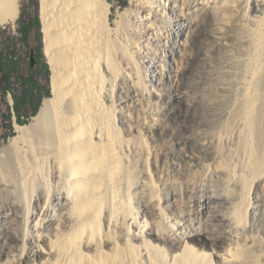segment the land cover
Instances as JSON below:
<instances>
[{"label": "bare ground", "instance_id": "bare-ground-1", "mask_svg": "<svg viewBox=\"0 0 264 264\" xmlns=\"http://www.w3.org/2000/svg\"><path fill=\"white\" fill-rule=\"evenodd\" d=\"M20 2L0 0V27L16 25ZM40 4L52 97L30 125L16 126V136L0 149L6 156L0 167V196L8 197L0 203V264H217L212 254L191 245L185 228L188 214L179 209L177 192L171 189L164 200L155 192L150 172L154 159L142 134L132 124L129 132L121 128L126 122L117 99L123 66L136 64L123 44L120 22L112 19L109 0H40ZM193 5L189 11L199 6ZM240 11L226 33L216 38L225 41L229 82V91L218 97L217 109L220 121H239L244 139L254 118L264 120V0H241ZM212 19L209 15L206 22L195 25L188 37L191 51L197 50ZM183 49L178 43L174 50V58L186 64L177 100L184 99L185 79L202 61L193 54L185 57ZM245 173L236 176L242 193L235 215L223 217L229 230L225 236L230 247L234 245L221 258L224 264L260 263L241 248L248 246V239L256 243L241 220L248 203ZM257 186L251 188L254 194ZM216 201L223 206L230 203ZM205 205L204 215L211 216L210 201ZM155 220L167 221L168 233H160ZM155 234L159 239L153 238ZM8 240L17 245L9 247L3 260ZM167 240L181 247H164L161 243Z\"/></svg>", "mask_w": 264, "mask_h": 264}, {"label": "rangeland", "instance_id": "rangeland-1", "mask_svg": "<svg viewBox=\"0 0 264 264\" xmlns=\"http://www.w3.org/2000/svg\"><path fill=\"white\" fill-rule=\"evenodd\" d=\"M152 1L153 4L148 0H109L113 7L112 19L120 22L118 28L123 44L133 54L136 64V67L123 66L117 99L123 109L122 120L126 122L121 128L129 132L132 124L142 134L144 147L154 159L150 172L157 188L155 192L162 200L171 189L177 192L179 209L188 214L185 228L191 245L212 254L217 264H224L221 258L234 247H230V238L225 236V230H229L223 217L235 215L242 193L236 176L246 171L248 203L241 210V220L249 231L248 237L256 243L248 239V246L242 244L241 248L251 251L259 264H264V120L254 118L250 131L241 139L240 133L244 130L241 131L239 121H220L217 109L218 97L223 91H229V82L224 68L228 64L227 52L223 49L225 41L216 38L225 34L240 17L241 0ZM191 4L199 6L189 11ZM148 14L149 20H146ZM209 15L213 18L211 25L204 29L205 37L197 50L191 51L188 37L195 25L206 22ZM29 26L30 35L25 39L24 30ZM112 28L117 27L113 24ZM178 43L185 48L181 50L182 55L193 54L202 60L196 62L193 75L185 79L187 86L181 91L182 100L175 98L186 65L179 57L174 58ZM32 51L37 62L31 71ZM1 56H12L15 65L12 84L5 97L0 90V149L16 136V126L30 125L45 100L52 97V71L45 57L40 0H21L16 25L0 27ZM137 83V91H134ZM132 143L135 144V138ZM5 159L6 156L0 154V167ZM227 174L234 177L228 178ZM255 183L258 186L254 194L251 188ZM187 192L191 195H185ZM7 200V196H0V203ZM216 200L230 203L223 206ZM209 201L211 216H205L203 206ZM151 219L148 216V220ZM233 221L240 222L236 217ZM167 223L155 220L154 225L160 233L166 234L171 229ZM2 231L3 225L0 233ZM153 238L159 239L156 234ZM161 244L181 247L168 240ZM16 245L13 240L7 241L3 260L7 258L9 247Z\"/></svg>", "mask_w": 264, "mask_h": 264}, {"label": "trees", "instance_id": "trees-1", "mask_svg": "<svg viewBox=\"0 0 264 264\" xmlns=\"http://www.w3.org/2000/svg\"><path fill=\"white\" fill-rule=\"evenodd\" d=\"M35 22H37V19H35ZM30 29H31V26H29L26 30H24L25 39L29 37ZM14 65H15V60L12 56L5 57V58L2 56L0 57V79H1V85H2L0 87V90H1L3 97H5L7 90L10 88L12 84L11 73H12V69ZM30 70L32 71L31 68ZM32 83L35 84L34 81ZM25 97H24V100H25ZM16 111H17L18 118H20L18 107Z\"/></svg>", "mask_w": 264, "mask_h": 264}, {"label": "water", "instance_id": "water-1", "mask_svg": "<svg viewBox=\"0 0 264 264\" xmlns=\"http://www.w3.org/2000/svg\"><path fill=\"white\" fill-rule=\"evenodd\" d=\"M36 57H35V53L34 51H32L31 53V63H30V67L31 69H34L35 65H36Z\"/></svg>", "mask_w": 264, "mask_h": 264}, {"label": "flooded vegetation", "instance_id": "flooded-vegetation-1", "mask_svg": "<svg viewBox=\"0 0 264 264\" xmlns=\"http://www.w3.org/2000/svg\"><path fill=\"white\" fill-rule=\"evenodd\" d=\"M36 66V65H35Z\"/></svg>", "mask_w": 264, "mask_h": 264}]
</instances>
